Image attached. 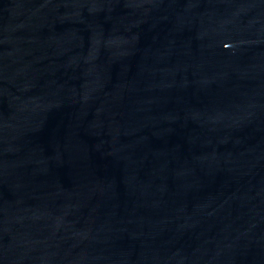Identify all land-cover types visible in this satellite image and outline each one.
I'll return each instance as SVG.
<instances>
[{"label": "water", "instance_id": "95a60500", "mask_svg": "<svg viewBox=\"0 0 264 264\" xmlns=\"http://www.w3.org/2000/svg\"><path fill=\"white\" fill-rule=\"evenodd\" d=\"M0 264H264V0H0Z\"/></svg>", "mask_w": 264, "mask_h": 264}]
</instances>
